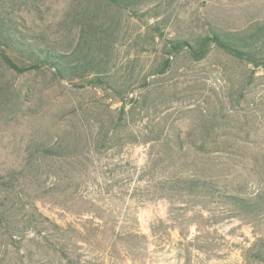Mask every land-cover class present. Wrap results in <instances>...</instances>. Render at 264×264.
Segmentation results:
<instances>
[{
    "label": "rangeland",
    "instance_id": "rangeland-1",
    "mask_svg": "<svg viewBox=\"0 0 264 264\" xmlns=\"http://www.w3.org/2000/svg\"><path fill=\"white\" fill-rule=\"evenodd\" d=\"M72 1L13 10L47 32ZM120 19L108 74L124 101L88 78L16 73L0 61V176L37 175L15 194L0 189L25 227L15 241L0 229V264H264V210L241 216L165 184L198 177L264 195V66L213 48L201 61L174 54L159 72L169 41L264 23V0H153ZM56 141L75 152L38 153Z\"/></svg>",
    "mask_w": 264,
    "mask_h": 264
},
{
    "label": "trees",
    "instance_id": "trees-1",
    "mask_svg": "<svg viewBox=\"0 0 264 264\" xmlns=\"http://www.w3.org/2000/svg\"><path fill=\"white\" fill-rule=\"evenodd\" d=\"M152 1L73 0L62 20L52 30L44 32L31 28L23 23L21 17L15 16L13 8L26 11L32 2L17 0L11 5V11L0 9V61L16 73L48 70L55 79L66 82L88 78V85L104 91L112 90L124 101L125 94L110 81L108 74L111 69L110 50L120 33V15L128 13L130 17L137 18L138 11ZM66 33L72 34L70 41L66 39ZM152 39L156 41L155 36ZM213 48L255 68L264 66V23L257 22L245 30L211 32L192 41H169L165 46L168 57L162 62L159 72L163 74L168 70L171 64L169 57L174 54L186 52L194 61H201ZM168 146L174 151L182 149L176 141L169 142ZM71 147L56 141L42 145L37 151L42 157H70L68 155L75 152ZM29 180L37 181L36 173L24 168L13 170L7 176H0V189L6 197L29 184ZM165 184L180 195L199 196L228 205L241 216H254L264 210L262 193L253 197L232 193L211 179L171 176ZM19 222L14 208L6 204L5 198L0 199L1 234L15 241L19 231L25 229L19 226Z\"/></svg>",
    "mask_w": 264,
    "mask_h": 264
}]
</instances>
